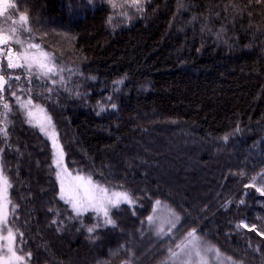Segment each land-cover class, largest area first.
<instances>
[{"label": "trees", "instance_id": "1", "mask_svg": "<svg viewBox=\"0 0 264 264\" xmlns=\"http://www.w3.org/2000/svg\"><path fill=\"white\" fill-rule=\"evenodd\" d=\"M15 7L66 69L63 83L48 81L51 93L36 80L19 82L52 117L67 169L135 199L111 210L115 228L90 238L93 214L72 218L59 199L49 140L0 100V130L8 132L0 131V167L26 263L164 264L195 228L236 264H264V196L256 191L264 188V0H15ZM157 200L180 217L173 238L149 229Z\"/></svg>", "mask_w": 264, "mask_h": 264}, {"label": "snow or ice", "instance_id": "2", "mask_svg": "<svg viewBox=\"0 0 264 264\" xmlns=\"http://www.w3.org/2000/svg\"><path fill=\"white\" fill-rule=\"evenodd\" d=\"M2 2L3 0H0V3ZM132 2L138 4L139 0H132ZM9 6L14 7V5ZM113 7H115V4H113ZM139 10L142 11L143 9ZM3 11L4 9L0 8V13ZM19 19L23 24L28 23V18L25 15H21ZM28 31H30L28 28L12 27L8 29L9 34H4L3 30H0V56L4 57L7 61V64L3 67L22 70L20 73L14 74L0 71V100L4 99L2 94L7 85L9 94L20 102V109H26L25 115L28 118L27 122L32 124L33 121H36L33 126L39 127L40 131L49 137L52 142V147L55 150L53 152V166L56 168V178L60 181L59 199L70 206L71 212L74 214L72 218H79L88 213L93 214L96 222L92 224V226L87 227L86 231L89 233L90 238L98 239V236L92 237V233H94L96 229L107 226L115 228L117 226L116 221L112 218L111 210L113 208H119L121 204H128L129 206L134 205L135 199L126 190H112L107 186L95 182L91 175H76L74 177V182L69 183L67 186L65 185L63 177L71 174L68 173L67 167H62L65 152L63 147L58 143V136L52 124V117L47 114L46 110L40 104L33 102V97L29 96L26 102L21 101L20 96L17 95L14 89L27 91L29 93L32 89H24L19 83L14 85L12 81L15 80L19 82L23 76L28 84H32L33 78H35V80L41 82L40 86L43 89L47 88L48 81H51L53 85L56 84V80L52 79V77L55 76H59L60 82L63 83L64 77L62 73L66 69L63 65L59 64L50 52L45 51L40 44L33 43L30 36H23L22 38V34ZM18 32L20 35L16 34ZM12 43L19 45L20 48L14 50L10 46ZM67 71L70 73L74 72L73 69H67ZM91 79H95V77H91ZM124 79H126V77L114 82L113 90L115 92L121 90L119 86L124 84ZM47 91L51 93L53 89L47 88ZM46 98L51 99V96ZM108 99L112 100V97L109 96ZM116 107L117 105L115 103L111 104L112 109ZM3 108L8 112L12 111V108L7 102L3 104ZM104 111H106L105 107L101 106L97 115H100V113ZM5 119H7V116H5ZM0 131H2L3 136L7 138V129ZM237 131H239V129H237ZM223 139L227 141L228 136H225ZM252 179L253 183L246 185V187L254 186L255 177ZM9 188H11V184L8 177L4 174L3 169L0 168V240L6 242V245H0V251H3V255H0V264H24L26 258L25 254H23L22 249H17L15 247L16 240L13 229L8 226L7 205L10 203L8 199ZM256 191L259 192L261 196H264V188L256 187ZM155 204L156 206H161V201L157 200ZM153 211L155 212L156 209L154 208ZM169 212L175 219H168L166 221L170 225L167 233H165L162 221L161 226L158 227L156 232L157 236L161 238H163V235H168L170 238H173L174 234L171 232V228H175L180 219V217L171 210H169ZM147 221L150 226L155 223L152 215L147 217ZM53 223H55V221H53ZM80 223L82 226L84 225L83 220H81ZM239 226L240 225H238V227ZM4 232H6V235L3 234ZM175 248L180 251H173L169 248V258L176 259L183 254L184 258L181 260V264H210V259L216 261V264H224L225 260L235 264L231 256L224 257L219 249L204 245L197 235L195 228L187 232L185 238L181 240L180 243L175 244ZM26 256L30 259L31 253H26ZM164 264H167V261H165Z\"/></svg>", "mask_w": 264, "mask_h": 264}, {"label": "rangeland", "instance_id": "3", "mask_svg": "<svg viewBox=\"0 0 264 264\" xmlns=\"http://www.w3.org/2000/svg\"><path fill=\"white\" fill-rule=\"evenodd\" d=\"M9 5H14V7H10ZM0 8H3V9H4V11H3L2 13H0V30H3L4 34H9L8 29H10V28H12V27H17V28H28V29H29V23H27V24H23V23L20 21V19H19L21 15H25V14H23V13H21V12H19V11L17 10V8L15 7V0H3V2L0 3ZM25 16H26V15H25ZM29 30H30V29H29ZM16 34H17V35H20L19 32L16 33ZM23 36H30L31 39H32V42H33V43H38V44H40L41 47H42L45 51L49 52V51L46 49V47H44V46L41 44V42H40L39 40H37V39L34 37V35L32 34L31 31L24 32V33L22 34V38H23ZM10 46H11L14 50L20 48V46L17 45V44H15V43L10 44ZM25 46H26V45H25ZM30 51H35V50H30ZM4 62L7 63L6 59H5ZM0 63H1V61H0ZM52 79H55V80H56V83L60 82V77H59V76L52 77ZM33 80H35V78H33ZM25 81H26V80H25ZM36 81H37V80H36ZM38 82H40V81H38ZM12 83H13L14 85L17 84V83H19V84L21 85L22 88H24V89H28L27 85L25 84V83H27V81H26L25 83H22V82L20 83V82H17V81H15V80H13ZM14 90L17 92V95L20 96L21 101H23V102H26L27 99L29 98V96L33 97V96H32L29 92H27V91H20L19 89H14ZM2 95L4 96V99L1 100V102H2L3 104H4L5 102H7V103L10 105V107L12 108V112H13V108H14V107H15V108H18V109L20 110V114L22 115V117H23L25 123L29 124L30 126H33V124L36 123V121H33L32 124H30V123L27 122V119H28V118H27L26 115H25L26 109H20V107H19V103H20V102H18V101L16 100L15 97H13V96H11V95L9 94V92L7 91V85L5 86V91L3 92ZM33 98H34V99H33V102H34V103H38V104H40V105L46 110V108L42 105V103H41L40 101L36 100L35 97H33ZM46 112H47V110H46ZM47 114H48V112H47ZM41 115H42V114H41ZM48 115H49V114H48ZM34 127H35V126H34ZM36 128L40 131L39 127H36ZM40 133H41L44 137H46V138L49 140V142H50V145H51V148H52V164H53V152H54L55 150H54L53 147H52V142H51V140L49 139V137H48L47 135H45V134H44L43 132H41V131H40ZM53 167H54V166H53ZM62 167H66V163H65V160H64V159H63ZM0 168H1V167H0ZM54 168H55V167H54ZM55 172H56V168H55ZM68 173H70L71 175H66V176L63 177V179H64V183H65L66 186H67L69 183L74 182V177H75L76 175H80V174H73L70 170H68ZM55 176H56V175H55ZM82 176H83V175H82ZM56 181H57L58 188H59V193H60V181H58L57 178H56ZM7 208H8V217H7V218H8V226L10 227V218H11V214H12V211H13V207H12L11 203H9V204L7 205ZM154 208L156 209V211L154 212V211L152 210L151 215L154 217V221H155V223H154V225H152V226H150L149 223H148V226H149V229H150V230L152 231V233L154 234V236H156V237H160V236H157V234H156L158 227L161 226V223H162V221H163V227H164V229H165V233H166V230L170 228V225H169L166 221H167L168 219H175V217H173V216L170 215L169 210H171L172 212H174V211H173L172 209H170L166 204H163L162 202H161V206H156V204L154 203L153 209H154ZM174 213H175V212H174ZM13 233H14V231H13ZM3 234L6 235V232H4ZM200 239H201V238H200ZM201 241H202V243H203L204 245H206V246H211L210 244H208L207 242L203 241L202 239H201ZM0 245H6V242L3 241V240H0ZM212 247H213V246H212ZM176 251L179 252L180 250L177 249ZM0 255H3V251H0ZM210 255H211V254H210ZM222 256H223V255H222ZM224 257H225V256H224ZM183 258H184V257H183V254H181V256H180L179 258H176V259L168 258L166 261H167V264H181V260H182ZM24 264H27V263H26V260H25ZM210 264H216V261L210 259ZM224 264H232V262H231V261H227V260H225V261H224ZM235 264H236V263H235Z\"/></svg>", "mask_w": 264, "mask_h": 264}, {"label": "flooded vegetation", "instance_id": "4", "mask_svg": "<svg viewBox=\"0 0 264 264\" xmlns=\"http://www.w3.org/2000/svg\"><path fill=\"white\" fill-rule=\"evenodd\" d=\"M5 61V58L4 57H1V63H4L6 65V62Z\"/></svg>", "mask_w": 264, "mask_h": 264}, {"label": "water", "instance_id": "5", "mask_svg": "<svg viewBox=\"0 0 264 264\" xmlns=\"http://www.w3.org/2000/svg\"><path fill=\"white\" fill-rule=\"evenodd\" d=\"M5 47H6V46H5ZM1 57H2V56H0V61H1Z\"/></svg>", "mask_w": 264, "mask_h": 264}]
</instances>
